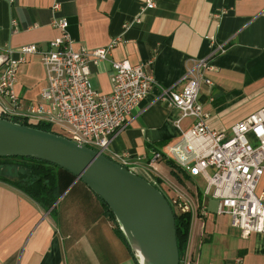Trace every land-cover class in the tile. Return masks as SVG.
I'll use <instances>...</instances> for the list:
<instances>
[{
	"label": "crops",
	"instance_id": "crops-1",
	"mask_svg": "<svg viewBox=\"0 0 264 264\" xmlns=\"http://www.w3.org/2000/svg\"><path fill=\"white\" fill-rule=\"evenodd\" d=\"M146 2L0 0V52L31 43L45 50L61 34L53 24L58 18L68 20L75 48L108 46L116 39L107 60L90 64L95 89L111 91L115 60L143 64L155 85L111 138L107 155L127 151L130 166L149 180H160L168 195L174 193L170 183L187 195L185 188L193 189L186 249L193 263L264 264V233L243 237L228 215L216 213L217 201L203 195L201 177L169 165L167 148L194 119H179V110L162 99V88L181 91L187 68L207 58L216 69L204 72L210 82L201 81L199 99L211 129L230 136L235 123L264 106V0H154L153 8L143 10ZM141 10L143 19L136 23ZM219 45L222 51L216 50ZM46 84L39 54L19 65L15 90L24 108L40 99ZM154 151L163 154L156 173L147 165ZM258 190H264V174ZM57 200L44 210L0 180V264H138L116 220L83 181L75 177ZM205 201L208 213L203 215L199 207Z\"/></svg>",
	"mask_w": 264,
	"mask_h": 264
},
{
	"label": "built area",
	"instance_id": "built-area-1",
	"mask_svg": "<svg viewBox=\"0 0 264 264\" xmlns=\"http://www.w3.org/2000/svg\"><path fill=\"white\" fill-rule=\"evenodd\" d=\"M154 6V0H147L143 10ZM143 10L134 22L142 21ZM53 24L61 34L51 40L45 50L31 43L0 52V66H4L0 76V100L5 101L0 116L31 123L49 122L56 131L78 144L107 154L111 138L125 126L131 111L155 85L154 77L143 64L115 60L111 63V91H97L90 78V64L107 60L116 39L108 46L88 48L80 44L75 48L67 31L68 20L58 18ZM12 25H16L14 20ZM218 49L222 51L223 46L219 45ZM14 53L20 55L14 57ZM35 54L40 55L45 67L47 84L41 90L40 99L24 108L15 90L18 67ZM214 69L207 58L197 59L187 68L181 91L162 88V99L179 110V119H194V125L167 148V156L190 176L204 180L203 195L217 201L216 213L228 215L232 226L237 227L243 237L264 233V190H258L264 174V106L235 123L230 136L211 129L207 125L209 113L200 102L199 90L201 81L210 82L204 72ZM129 156L125 151L109 157L135 171L130 166ZM162 158L160 151L153 152L147 162L151 172L158 171L156 163ZM169 186L174 192L170 199L176 210L195 211L192 199L175 185ZM199 209L203 215L208 213L206 201ZM180 264L196 263L185 254Z\"/></svg>",
	"mask_w": 264,
	"mask_h": 264
},
{
	"label": "water",
	"instance_id": "water-1",
	"mask_svg": "<svg viewBox=\"0 0 264 264\" xmlns=\"http://www.w3.org/2000/svg\"><path fill=\"white\" fill-rule=\"evenodd\" d=\"M9 156L56 164L83 181L112 210L138 264H180L174 209L149 179L63 134L0 116V157Z\"/></svg>",
	"mask_w": 264,
	"mask_h": 264
},
{
	"label": "trees",
	"instance_id": "trees-1",
	"mask_svg": "<svg viewBox=\"0 0 264 264\" xmlns=\"http://www.w3.org/2000/svg\"><path fill=\"white\" fill-rule=\"evenodd\" d=\"M8 119L22 124L37 127L42 130L61 134L60 132L56 131L53 128V125L49 122L41 121L37 123H31L28 120H22L20 118ZM168 163L172 167V169H177L179 171L180 167L173 159L169 158ZM187 176L192 177L188 173ZM75 177L76 176L72 172L44 160H39L27 156L0 157V180L9 183L15 188L21 190L44 210H49L53 206L60 194L71 184ZM150 181L161 191H163L162 187L159 184L160 180H158V182H153L152 180ZM163 193L167 196L171 204V199L168 193H165L164 191ZM102 202L113 219H115L112 210L103 200ZM172 207L174 209L173 205ZM54 211L55 208H52L51 213ZM174 213L177 243L180 259H182L186 254L192 213L190 211L182 212L178 210H174ZM117 227L126 244L129 246L122 230L120 229L118 222Z\"/></svg>",
	"mask_w": 264,
	"mask_h": 264
},
{
	"label": "rangeland",
	"instance_id": "rangeland-1",
	"mask_svg": "<svg viewBox=\"0 0 264 264\" xmlns=\"http://www.w3.org/2000/svg\"><path fill=\"white\" fill-rule=\"evenodd\" d=\"M57 128V127H56ZM179 172H181V169L179 168ZM174 183V182H173ZM171 184V183H170ZM202 184H204L203 182H202ZM171 185H174V184H171ZM177 185V184H176ZM178 186V185H177ZM179 187V186H178ZM186 190H187V192H188V195L187 194H185V193H183L182 191V193L187 197V198H190L189 196H191L190 194H192L193 195V189L192 188H190V187H186L185 188ZM165 192V191H164ZM186 192V193H187ZM166 193V192H165ZM168 193V192H167ZM168 194H170V193H168ZM170 196V195H169ZM191 199V198H190ZM174 210H176L175 208H174Z\"/></svg>",
	"mask_w": 264,
	"mask_h": 264
}]
</instances>
